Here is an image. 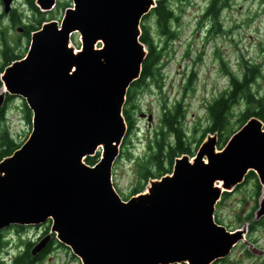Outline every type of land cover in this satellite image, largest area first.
I'll use <instances>...</instances> for the list:
<instances>
[{
  "label": "water",
  "instance_id": "95a60500",
  "mask_svg": "<svg viewBox=\"0 0 264 264\" xmlns=\"http://www.w3.org/2000/svg\"><path fill=\"white\" fill-rule=\"evenodd\" d=\"M73 1L63 22L37 30L27 58L2 76L5 91L24 98L34 116L22 148L0 161V231L51 220V234L32 254L46 249L55 233L83 264H211L227 256L247 229L232 232L218 224L216 204L250 170L264 189L263 121L251 118L223 151L211 139L196 158H177L173 175L151 180L147 193L125 202L112 171L127 132V93L146 57L141 21L156 0ZM39 3L52 10L56 0ZM130 3L137 8L134 22L121 13ZM74 33L82 36V50L71 45ZM125 61L115 81V64ZM253 123L263 138L241 145ZM99 149L96 166L87 164ZM263 216L264 196L257 218Z\"/></svg>",
  "mask_w": 264,
  "mask_h": 264
},
{
  "label": "rangeland",
  "instance_id": "374dc122",
  "mask_svg": "<svg viewBox=\"0 0 264 264\" xmlns=\"http://www.w3.org/2000/svg\"><path fill=\"white\" fill-rule=\"evenodd\" d=\"M158 1L141 21L140 38L146 50L144 62L149 53L148 45L142 41L145 28L159 51V58L153 66L155 73L136 89L132 103L127 98L124 114L130 110L132 127L125 115L128 130L113 168L114 185L124 200L146 190L149 180L138 173L140 166L144 165L142 161L148 160V168H153L152 156L158 152V143L163 140L166 145L173 141V134L164 126V118L176 105L183 109L181 126L193 155L204 141L211 139H215L218 149L219 146L224 148L246 124L243 123L245 116L257 108L241 97L230 108L226 129L220 133H207L212 127L209 106L232 89L231 73L243 79L248 67L256 66L257 73L249 82V92L245 95L264 105V0H221L223 6L216 17L207 11L212 0H172L169 6L174 16L167 32L157 26L153 13ZM73 4V0H57L55 8L45 10L39 0H0V66L5 61L3 51L10 58L25 56L32 46V32L52 20L63 22L66 9ZM81 40L80 33H74L71 45L79 49ZM132 88L133 84L129 89L131 94ZM0 92H5L3 82ZM28 110L32 111L24 98L11 96L4 117H0V150L4 148L1 147L3 133L8 134L15 144L28 139L33 130V111L32 119H29ZM142 113L152 114V122ZM258 131V124L253 123L251 133L242 139L241 145L249 144L254 137L261 140L263 135ZM246 181L234 191L225 193L215 211L219 223L228 231L246 228V236L228 256L213 264H264V218L257 219V209L250 221H246L259 198L253 179ZM50 227V222H44L26 225L23 229L17 226L5 229L4 239L8 242L0 245V264H11L28 246L31 253L51 234ZM49 244L47 253L34 264H82L81 259L53 235ZM31 257L35 258L32 254ZM2 259L6 261L1 263Z\"/></svg>",
  "mask_w": 264,
  "mask_h": 264
},
{
  "label": "trees",
  "instance_id": "16d2710c",
  "mask_svg": "<svg viewBox=\"0 0 264 264\" xmlns=\"http://www.w3.org/2000/svg\"><path fill=\"white\" fill-rule=\"evenodd\" d=\"M220 1L221 0H212L208 7L207 10L208 13L213 15L214 17L218 15V12L223 6L220 5ZM169 2H172V0H159L157 6L153 9V13L156 14L157 26L163 32H167L168 30H170L171 28L170 21L173 19L174 16L173 10L170 9ZM33 5L38 9V12L41 13L39 7L35 4V2H33ZM142 41L148 45L149 53L146 58V61L143 64L142 77H140V79H138L136 82L133 83L132 94L128 91L127 98L129 99V103L133 102L135 91L139 86L143 84L144 80L154 75L155 71L153 66L159 58V51L156 50L154 46L155 44L151 40L147 28H145V31L143 33ZM3 53L5 55V61L6 60L8 61L7 62L4 61L3 63L4 65L0 66V86H2L1 73L3 72V70L8 65H10L12 61L24 57V56L15 57L13 55V57L10 58L6 55L7 53L5 51H3ZM256 69H257L256 66L251 68L248 67V72H246L243 79H239L238 77H236V75L231 73L232 89L224 92L222 96L215 99V101L209 106L212 127L207 129V133H220L221 131L226 129L229 120L230 108L234 103L238 102L239 98L241 97L246 98L249 104L257 106L256 110H254L256 112L253 111L251 112V115L249 114L246 115L243 123L245 124L247 120L253 116H256L264 121V105L257 104L252 96L245 95L249 92L248 84L257 73V71H255ZM7 106L8 104L6 103L5 106L0 110L1 118L4 117ZM28 114H29V119H32L31 118L32 111H29ZM125 115L128 117L129 126L132 127V120L130 119V110L125 111ZM183 116H184L183 109L179 104L176 105L174 109L170 110L165 114L164 126L167 130H169L173 134L174 139L172 142H167L166 145L163 140L160 141V143H158V152L156 155L152 156V158L154 159L153 168H148L149 166L148 160L142 161L144 165L140 166L138 173L139 175H142L144 179H146V181L152 178H159L167 173H170L172 170L171 167H173L176 158L181 157L184 154H188L190 156L193 155V150L181 126V121L183 119ZM1 137L3 140V144L1 147L4 148H1L0 150V161L3 160L5 157L12 155L13 152L23 144V143L15 144L14 141L6 133H3ZM219 148L222 149V146H219ZM99 157L100 156L98 153L97 156H90L85 161L87 164L94 166L98 162ZM247 179L255 180V188L257 189V195L260 197L262 186L259 182L257 174L251 171L248 174ZM258 199L256 201V205L253 211L258 206ZM246 219H248V217ZM17 227L20 229L24 228L22 226H17ZM5 242H8V240L4 239L3 232H0V245ZM48 250L49 248L45 249L41 254L38 255V257L33 258L31 257L30 246H28L27 249L20 256L16 257L15 260L11 262V264H34L35 261L41 260ZM4 262L5 261L2 259L1 263ZM182 264H186V263H182Z\"/></svg>",
  "mask_w": 264,
  "mask_h": 264
},
{
  "label": "bare ground",
  "instance_id": "6f19581e",
  "mask_svg": "<svg viewBox=\"0 0 264 264\" xmlns=\"http://www.w3.org/2000/svg\"><path fill=\"white\" fill-rule=\"evenodd\" d=\"M137 8L133 7V3H130V6L129 7H125L123 10H122V16L123 18L125 17L126 20L128 22H134V10H136ZM114 45H115V40H112L109 42V46H110V50H114ZM126 64V61L123 62V63H120V64H115V81H117V79L120 77V75L122 74V68L123 66Z\"/></svg>",
  "mask_w": 264,
  "mask_h": 264
}]
</instances>
